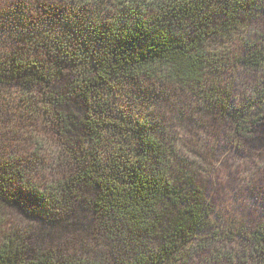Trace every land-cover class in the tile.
<instances>
[{"label": "trees", "instance_id": "1", "mask_svg": "<svg viewBox=\"0 0 264 264\" xmlns=\"http://www.w3.org/2000/svg\"><path fill=\"white\" fill-rule=\"evenodd\" d=\"M44 2H56L41 12L48 18L18 26L20 50H0V91L25 90L22 101H35L60 137L58 158H71L75 166L44 191L18 190L29 166L16 152L0 150V228L9 208L31 209L22 200L58 214L88 186L97 215L112 228L108 238L125 251L117 264H189L193 252L219 235L210 224L215 206L167 130L117 102L124 96L133 101L135 94L151 97L153 90L140 88L146 81L207 89L205 101L214 110L222 103L221 114H233L236 137L245 136L251 125L264 122V32L255 28L264 0ZM230 36L244 47L239 65L260 76L238 106L208 81L219 63L226 65ZM77 99L86 105L81 117L71 110ZM18 236L0 230V264H109L95 254L30 251ZM244 238L252 264H264V228Z\"/></svg>", "mask_w": 264, "mask_h": 264}, {"label": "rangeland", "instance_id": "2", "mask_svg": "<svg viewBox=\"0 0 264 264\" xmlns=\"http://www.w3.org/2000/svg\"><path fill=\"white\" fill-rule=\"evenodd\" d=\"M55 5L44 0H0V50H20L17 41L24 35L18 26L24 23L31 28L29 21L39 23L48 18L41 12ZM16 10L19 12L13 14ZM256 22L255 28L264 32V16ZM230 38L234 39L227 46L226 65L219 63L208 81L226 93L223 97L229 105L238 106L240 97L253 93L251 86L260 76L239 65L237 59L241 60L244 47L236 36ZM140 88L153 90L151 97L135 94L131 101L124 96L118 106L135 116L146 114L167 130L184 164L195 173L197 185L215 206L210 224L219 235L193 252L189 264H252V251L244 237L264 228V122L251 125L249 133L236 137L233 114H221L222 103L214 110L204 99L207 89L197 93L168 82L151 85L147 81ZM24 91L21 87L0 91V150L16 152L29 166L26 183L18 184V190L35 186L44 191L70 176L75 164L71 158H58L62 154L59 135L51 131L48 115L33 104L35 101H22ZM71 110L81 117L86 105L77 99ZM95 195L92 188L83 187L76 200L58 214L40 212L31 200H22L30 211L9 208L0 230L15 232L30 251L60 249L78 257L95 254L117 264V256H124L125 251L114 243L117 240L108 238L112 228L104 227L91 204Z\"/></svg>", "mask_w": 264, "mask_h": 264}]
</instances>
